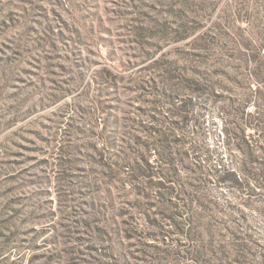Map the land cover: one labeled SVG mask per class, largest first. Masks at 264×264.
<instances>
[{
    "label": "rangeland",
    "instance_id": "obj_1",
    "mask_svg": "<svg viewBox=\"0 0 264 264\" xmlns=\"http://www.w3.org/2000/svg\"><path fill=\"white\" fill-rule=\"evenodd\" d=\"M0 264H264V0H0Z\"/></svg>",
    "mask_w": 264,
    "mask_h": 264
},
{
    "label": "trees",
    "instance_id": "obj_2",
    "mask_svg": "<svg viewBox=\"0 0 264 264\" xmlns=\"http://www.w3.org/2000/svg\"><path fill=\"white\" fill-rule=\"evenodd\" d=\"M188 81L192 86V96L196 99L203 93H214L217 97H225V99H222V102L227 106V109H224L223 111L225 117L223 131L228 136L229 143H231L234 148L240 150V152L244 155V159L245 157L251 158L252 150L246 138V131L250 126H252L253 120L258 119L257 123H259L261 120L259 117L255 116V112L248 110V106L250 105V99L248 96H245L243 99H237L236 97L232 96L222 97V95L217 92L218 85H216L213 79L211 77L202 76L196 71L188 75ZM192 99L193 98L190 97L184 105V107L187 108V115H185L186 118H189V116L192 118V115L190 114L193 111L194 105L196 104ZM114 155L115 156L112 157V160L115 161V159H117V155ZM157 158L160 163H164L161 152L158 153ZM205 160H208V155L206 156ZM145 162L149 167L155 166L151 165L148 161ZM160 167L161 164L156 168V174L158 177H161ZM220 170L221 174L218 178L219 181H228L234 183L233 186H238L239 183L234 170L223 166L220 167ZM178 205L182 206V208H185V206L191 205V202H179Z\"/></svg>",
    "mask_w": 264,
    "mask_h": 264
}]
</instances>
